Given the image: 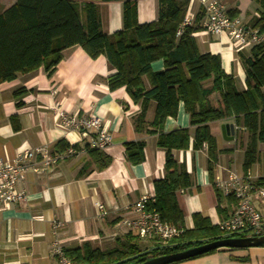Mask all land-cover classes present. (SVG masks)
Wrapping results in <instances>:
<instances>
[{
	"label": "crops",
	"instance_id": "obj_1",
	"mask_svg": "<svg viewBox=\"0 0 264 264\" xmlns=\"http://www.w3.org/2000/svg\"><path fill=\"white\" fill-rule=\"evenodd\" d=\"M15 1L4 6L0 0V13ZM223 2L228 15L237 12V18L244 24L250 25L260 15L261 9L255 0ZM158 6L159 0H138V23L156 21ZM99 13L105 34L123 30L122 2L100 3ZM187 13L193 16V25L202 26L199 0H189ZM195 39L202 53L221 56L223 70L234 76L237 90L244 91L247 88L246 73L228 36H207L201 29ZM242 54L249 56L250 49ZM152 67L161 71L164 65L157 61ZM115 73L105 56L94 60L81 47L74 46L63 52V59L52 76L40 68L18 74L12 81H0V158L12 157L22 148L44 145L54 148L60 141L79 148L74 156L60 161L46 174L27 173L23 184L28 194L25 203L8 207L0 204V264H58L52 253L57 240L66 250L90 243L93 248L104 251L126 243L130 234L137 235L125 221L138 217L136 203L145 195L154 197V182L165 178L166 150L157 144L161 131L189 129L190 132L189 149L172 152L192 179L191 187L176 194L185 227H193L192 216L196 213L209 218L214 225L230 218L233 205L227 200L218 203L208 171V146L205 144L199 150L193 148L195 128L191 127L183 104L176 118H168L163 128L151 135L147 131L153 129L150 124L155 117L156 103L150 102L145 118L147 127L137 131L136 119L141 113V105L132 101L125 88L109 89L107 80ZM143 80L148 90V79ZM210 86V83L205 84L206 88ZM22 89L26 93L16 97L15 93ZM18 103L22 105L18 106ZM61 113L67 116L96 115L101 119L103 128L112 137L111 144L103 150L112 158L106 169L98 170L85 151L89 139L81 140L77 132L60 126ZM209 127L218 150H231L219 153L215 181L220 175H227L225 169H236V158L242 157V165L247 134L231 119L210 123ZM129 142L145 144L142 163L133 165L127 160L125 144ZM84 166L88 171L79 177ZM96 202L106 206L104 218L98 217ZM53 218L61 223L57 232L51 226ZM147 242L140 239L138 243L149 245ZM176 264H264V247L221 249Z\"/></svg>",
	"mask_w": 264,
	"mask_h": 264
},
{
	"label": "trees",
	"instance_id": "obj_2",
	"mask_svg": "<svg viewBox=\"0 0 264 264\" xmlns=\"http://www.w3.org/2000/svg\"><path fill=\"white\" fill-rule=\"evenodd\" d=\"M137 1L16 0L0 13V81H12L18 74L40 68L52 76L63 59V52L74 46L81 47L94 60L105 56L109 66L116 71L107 80L109 89L125 88L132 101L141 105V113L136 119L137 131L147 127L145 118L150 102L156 103L155 117L150 124L153 129L147 131L151 135H156L168 118H176L183 104L190 125L195 128L193 148L199 150L205 144L208 146V171L218 203L227 200L234 205L235 199L224 197L214 183L219 153L231 150H218L209 124L231 119L247 134L242 163L244 172L260 160L264 163V44L251 48L249 56L238 54L246 73L247 87L240 92L234 76L223 70L221 56L200 51L195 34L202 29L201 26L181 27L189 0H159L158 19L145 24L138 23ZM106 2L123 3V30L112 35L103 32L99 13V4ZM255 2L261 11L249 26L264 34V0ZM237 16V12L230 13L231 18ZM157 61L163 62V70H153L152 65ZM144 78L150 84L148 90ZM206 83L211 86L206 88ZM25 93L26 90L22 89L15 96ZM189 142V129L160 132L157 144L166 150V175L154 182L155 195L146 204L147 210L157 212L164 223L183 228L180 236L165 245L156 240H147L149 245H141L138 243L141 238L130 234L129 240L116 248L103 251L84 243L80 248L66 250L67 256L76 264H139L216 240L244 237L224 234L218 225L199 213L192 216L193 227H185V217L176 194L191 187L192 179L172 152L189 149ZM70 147L79 150L78 145L70 146L65 141L57 143L54 149L63 153ZM144 147L141 142L126 143L127 160L133 165L142 163ZM84 149L98 170L111 164L112 158L103 150L89 144ZM87 171L88 167L84 166L79 177ZM258 184L264 186V176L258 179ZM217 210L220 212L219 205Z\"/></svg>",
	"mask_w": 264,
	"mask_h": 264
},
{
	"label": "built area",
	"instance_id": "obj_3",
	"mask_svg": "<svg viewBox=\"0 0 264 264\" xmlns=\"http://www.w3.org/2000/svg\"><path fill=\"white\" fill-rule=\"evenodd\" d=\"M199 3L203 14L202 31L211 37L227 35L237 55L264 44V34L242 23L239 18H231L223 0H199ZM192 25L193 16L186 13L181 27ZM180 34L181 30L178 32ZM59 120L62 128L77 132L81 140L89 139L88 144L92 148L104 150L112 142L111 134L103 128L101 119L96 115L67 116L61 113ZM77 152L70 147L63 153H58L53 147L44 145L22 148L12 157L0 158V204L8 207L25 203L28 194L23 184L28 172L46 174L60 161L74 156ZM225 172V177L220 175L216 178L215 186L224 197H232L236 203L232 207L230 218L217 225L226 235L264 236V217L252 204L253 199L264 202V186L258 184L259 178L253 174L252 169L241 173L225 169ZM152 199L153 197L143 196L135 205L138 217L125 221V224L141 239L156 240L165 245L180 236L184 229L164 223L157 212L148 211L146 204ZM95 207L99 218L107 215L104 204L96 202ZM50 222L53 230L57 232L61 223L55 218ZM52 253L58 264H76L67 256L65 247L58 240L53 245Z\"/></svg>",
	"mask_w": 264,
	"mask_h": 264
},
{
	"label": "water",
	"instance_id": "obj_4",
	"mask_svg": "<svg viewBox=\"0 0 264 264\" xmlns=\"http://www.w3.org/2000/svg\"><path fill=\"white\" fill-rule=\"evenodd\" d=\"M256 247H264V236L231 237L222 240H216L200 246L192 247L179 253L152 258L139 264H174L209 253L214 250L248 249Z\"/></svg>",
	"mask_w": 264,
	"mask_h": 264
},
{
	"label": "rangeland",
	"instance_id": "obj_5",
	"mask_svg": "<svg viewBox=\"0 0 264 264\" xmlns=\"http://www.w3.org/2000/svg\"><path fill=\"white\" fill-rule=\"evenodd\" d=\"M2 3L4 6H7L11 3V0H2ZM155 71V70H154ZM241 158H236L234 161L235 170L241 173L242 171V165H241ZM252 172L256 176H264V163L263 160L258 161L255 165L252 167ZM252 204L256 207V209L259 211V213L264 217V202L253 199ZM148 243V242H147Z\"/></svg>",
	"mask_w": 264,
	"mask_h": 264
}]
</instances>
